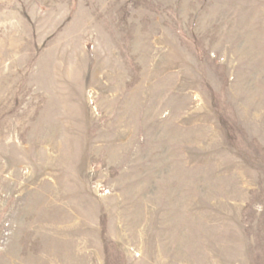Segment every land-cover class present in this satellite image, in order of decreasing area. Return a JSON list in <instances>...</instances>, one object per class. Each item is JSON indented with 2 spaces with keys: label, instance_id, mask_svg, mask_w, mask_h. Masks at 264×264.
<instances>
[{
  "label": "rangeland",
  "instance_id": "rangeland-1",
  "mask_svg": "<svg viewBox=\"0 0 264 264\" xmlns=\"http://www.w3.org/2000/svg\"><path fill=\"white\" fill-rule=\"evenodd\" d=\"M0 264H264V0H0Z\"/></svg>",
  "mask_w": 264,
  "mask_h": 264
}]
</instances>
